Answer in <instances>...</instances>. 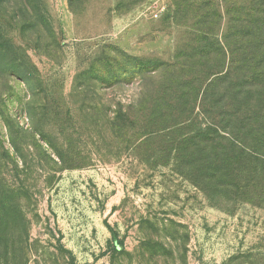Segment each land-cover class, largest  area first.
Here are the masks:
<instances>
[{
	"label": "rangeland",
	"instance_id": "374dc122",
	"mask_svg": "<svg viewBox=\"0 0 264 264\" xmlns=\"http://www.w3.org/2000/svg\"><path fill=\"white\" fill-rule=\"evenodd\" d=\"M244 6L0 0V264H264L263 171H197Z\"/></svg>",
	"mask_w": 264,
	"mask_h": 264
},
{
	"label": "trees",
	"instance_id": "16d2710c",
	"mask_svg": "<svg viewBox=\"0 0 264 264\" xmlns=\"http://www.w3.org/2000/svg\"><path fill=\"white\" fill-rule=\"evenodd\" d=\"M246 1L240 21L236 20L240 36L231 34L224 43L227 86L218 92L216 102L196 106L206 120L199 124L196 137H208L199 142L210 144V151L198 149L200 177L231 176L236 168H258L264 176V24L258 25L264 11L257 8L256 3L263 5L261 0ZM234 21L229 18V23Z\"/></svg>",
	"mask_w": 264,
	"mask_h": 264
}]
</instances>
